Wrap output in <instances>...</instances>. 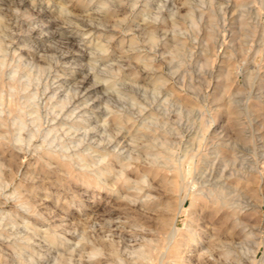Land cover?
Segmentation results:
<instances>
[{
    "label": "rangeland",
    "instance_id": "obj_1",
    "mask_svg": "<svg viewBox=\"0 0 264 264\" xmlns=\"http://www.w3.org/2000/svg\"><path fill=\"white\" fill-rule=\"evenodd\" d=\"M99 1L0 0V264H205L207 249L264 264V0ZM154 25L165 34L152 45ZM155 151L167 167L146 175ZM222 172L244 177L229 183L245 234L219 241L188 199L168 244L181 194L168 181ZM191 223L201 243L173 250Z\"/></svg>",
    "mask_w": 264,
    "mask_h": 264
},
{
    "label": "bare ground",
    "instance_id": "obj_2",
    "mask_svg": "<svg viewBox=\"0 0 264 264\" xmlns=\"http://www.w3.org/2000/svg\"><path fill=\"white\" fill-rule=\"evenodd\" d=\"M81 1V0H80ZM91 1V0H90ZM96 1V0H95ZM62 2V1H61ZM27 3V0H21V4H26ZM99 3V5H100V7H102V8H104V9H106V11H108L109 10V7H111L110 5H109V0H101V1H99L98 2ZM116 4V3H115ZM114 4V5H115ZM94 5V4H93ZM59 6V5H58ZM94 7V6H93ZM137 7V6H136ZM92 9V8H91ZM60 10L62 11V12H66V11H68V8L67 7H65V6H63V5H61L60 6ZM133 10V9H132ZM42 13L44 14V15H51L52 14V11L51 10H49L48 8H44L43 10H42ZM116 13V12H115ZM165 13H166V11H165ZM102 15V14H101ZM92 16V15H91ZM135 16V15H134ZM139 16V15H138ZM83 17V16H82ZM106 17V16H105ZM108 17V16H107ZM106 17V18H107ZM162 17V15L160 16V18ZM71 18H73V17H71ZM159 18V17H158ZM38 19V18H37ZM74 19V18H73ZM79 19V18H78ZM78 19H76V20H78ZM157 19V18H156ZM75 20V21H76ZM79 21H82V20H79ZM89 21V20H88ZM156 21H158V20H156ZM58 22H59V20H58V18H55V20L53 21V25H57L58 26ZM80 23V22H79ZM148 23V22H147ZM158 23H161V21L160 22H158ZM60 24V23H59ZM82 24V23H81ZM155 24V23H154ZM85 25V24H84ZM83 25V26H84ZM88 25V24H87ZM119 25V24H118ZM121 25V24H120ZM42 26V25H41ZM45 26V25H44ZM86 26V25H85ZM105 26V25H104ZM143 26V25H142ZM171 26V25H170ZM92 27V26H91ZM141 27V26H140ZM144 27H145V25H144ZM163 27V26H162ZM50 28H51V26L49 25V26H47V28H44L45 29V31L46 30H50ZM68 28V27H67ZM142 28V27H141ZM148 28V27H147ZM94 29H95V27H94ZM97 29V28H96ZM142 29H144V28H142ZM154 29H155V31H153V32H151L150 34H149V41L152 43V45L153 44H155V43H157V37H158V34H160L161 32L163 33V28L161 29V25L160 26H158V25H154ZM89 30H91V28H88L87 29V31H89ZM147 30V29H146ZM149 30V29H148ZM57 31V30H56ZM55 31V32H56ZM61 31V30H60ZM48 32V31H47ZM145 32V31H144ZM59 33V32H58ZM58 33H55L54 34V36L55 37H57L58 36ZM86 33V32H85ZM60 34V33H59ZM65 34V33H64ZM163 34H165V32L163 33ZM162 34V35H163ZM85 35V34H84ZM140 35V34H139ZM72 36V35H71ZM39 37V36H38ZM52 37V36H51ZM60 37H61V35H60ZM92 37V36H91ZM142 37V36H141ZM105 38V37H104ZM82 40V39H81ZM67 41V40H66ZM84 41V39L82 40V41H80V40H78V39H76L74 36H72L71 37V39H70V46L73 48V49H76L77 51H79V53L81 52V53H83V54H85L86 55V51H83L82 49H81V47H80V45H81V42H83ZM89 41V40H88ZM148 41V40H147ZM62 42V41H61ZM93 44V43H92ZM83 45V44H82ZM81 45V46H82ZM167 46V45H166ZM98 47L101 49V50H103V51H105V48H104V46H102V45H98ZM148 47V46H147ZM174 47V46H173ZM126 48V47H125ZM158 48V47H157ZM57 49V48H56ZM127 49V48H126ZM53 51V50H52ZM68 51V50H67ZM88 51V50H87ZM65 54V53H64ZM114 56V55H113ZM118 57V56H117ZM144 57V56H143ZM138 57V60L139 61H141L144 65H145V67H147L148 65H152V63L151 62H149V60H148V58L147 57ZM173 58H174V56H173ZM92 60V59H91ZM151 60V59H150ZM119 62V61H118ZM151 63V64H150ZM158 63V62H157ZM66 64V63H65ZM77 65V64H76ZM101 65V64H100ZM109 72V71H108ZM160 72V71H159ZM165 75V74H164ZM173 75V74H172ZM129 77V76H128ZM76 79V78H75ZM81 79V78H80ZM160 79H161V77H160ZM88 80H90V77H86V81H88ZM126 80V79H125ZM78 81V80H77ZM107 81V80H106ZM109 81V80H108ZM157 81V80H156ZM162 81V80H161ZM152 82V81H151ZM110 83H112L111 81H110ZM86 83H83L82 84V89L84 90V91H86L87 90V88L88 87H86ZM110 85V84H109ZM112 85V84H111ZM89 86V85H88ZM159 86V85H158ZM111 88V87H110ZM100 89V87L98 86V85H96L95 86V88L93 89V90H90L89 91V94H92V93H97V91ZM145 90V89H144ZM118 91V90H117ZM131 91V90H130ZM89 96V95H88ZM103 96V95H102ZM130 97H132V96H130ZM142 97V96H141ZM164 97V96H163ZM78 98V97H77ZM131 99V98H130ZM132 100H134V99H132ZM90 101V100H89ZM107 103V102H106ZM138 103V102H137ZM155 106V105H154ZM84 107V106H83ZM97 107V106H96ZM136 108H138V107H136ZM135 109V108H134ZM144 110V109H143ZM142 110V111H143ZM94 111V110H93ZM114 111V110H113ZM70 114V113H69ZM145 115V114H144ZM115 116V115H114ZM136 117V116H135ZM151 117V116H150ZM176 117V116H175ZM70 118V117H69ZM176 118H179V117H176ZM82 119V118H81ZM92 120V119H91ZM134 120V119H133ZM141 120V119H140ZM60 121V120H59ZM87 121V120H86ZM115 121L118 123V124H121L122 123V118H121V116H116L115 117ZM87 122H89V120L87 121ZM91 122V121H90ZM93 123V122H92ZM78 125H81V124H78ZM91 125H93V124H91ZM105 125V124H104ZM168 125V124H167ZM174 125V124H173ZM99 127V126H98ZM95 128H96V126H95ZM94 128V129H95ZM97 129V128H96ZM103 129V128H102ZM140 129H142L141 130V132H140ZM140 129H138V131L140 132V134H142L143 136L144 135H147L148 136V133H150L149 131H147L146 130V128H145V126L144 127H141ZM121 130V129H120ZM178 130V129H177ZM179 131V130H178ZM125 132V131H124ZM161 132H162V130H161ZM160 133V132H159ZM164 133V132H163ZM139 134V135H140ZM158 134V133H157ZM143 136H141V137H143ZM149 136H150V134H149ZM155 137V136H154ZM163 137V136H162ZM152 138V137H151ZM104 141V140H103ZM112 142V141H111ZM110 142V143H111ZM84 146V145H83ZM162 146H164V144L162 145ZM121 147V146H120ZM143 147V146H142ZM91 148V147H90ZM115 148V147H114ZM122 148V147H121ZM127 148V147H126ZM136 148V147H135ZM138 148V147H137ZM144 148V147H143ZM143 148H141L142 150H143ZM146 148V147H145ZM150 148V147H149ZM159 148V147H158ZM117 149V148H116ZM116 149H114V150H116ZM123 149V148H122ZM134 150V149H133ZM144 151H145V149H144ZM163 151V150H162ZM87 152V151H86ZM129 152V151H128ZM130 153V152H129ZM155 153H156V151H155ZM154 153V156L156 157L155 158V160L153 161V163L151 162V164L149 165V166H147V168L145 167H143L145 170L146 169H148V170H146L147 171V173H146V175H148V174H150V173H148V172H151V171H153V174H154V172H156V171H154V170H157V169H159V168H161V167H163L164 169L167 167V166H165V165H167L168 163H165L164 161H162V160H164V156L161 154V153H163V152H161V153H156L155 154ZM91 154V153H90ZM106 154V153H105ZM108 154V156H110L111 158H114V159H116L118 162L117 163H120V165L122 166V169H124V168H128L129 169V167H131V165H130V163H126V162H124V158H122L123 156V154L121 153V154H119V152L118 153H115V152H113V151H111L110 153H107ZM106 154V155H107ZM135 154V153H134ZM102 155H103V153H102ZM105 155V156H106ZM84 156V155H83ZM89 157H90V155H89ZM171 157V156H170ZM170 157H167V158H170ZM129 158H131V157H129ZM150 158V157H149ZM84 160H87L86 159V157L84 158ZM90 160V159H89ZM105 160V159H104ZM56 161V160H55ZM88 161V160H87ZM93 162V161H92ZM133 162V161H132ZM167 162H168V160H167ZM89 163H91L90 161H89ZM60 164V163H59ZM103 164V163H102ZM161 164H163V165H161ZM228 164V163H227ZM227 164H225V166H227L228 167V165ZM104 165V164H103ZM89 166V164L87 165V167ZM224 166V167H225ZM104 167L105 168H108L109 167V163H107V166L106 165H104ZM176 167V166H175ZM170 168H171V166H170ZM174 168V167H173ZM87 169V168H86ZM96 169H97V167H96ZM163 169V170H164ZM161 170V169H160ZM160 170H159V172H160ZM162 170V171H163ZM168 170V169H167ZM145 171V172H146ZM161 171V172H162ZM230 171V170H229ZM141 172V171H140ZM160 172V173H161ZM178 172V171H177ZM176 172V174H178ZM97 173V172H96ZM101 173V172H100ZM156 173H158V171L156 172ZM155 173V174H156ZM175 173V172H174ZM173 173V174H174ZM189 174H191L190 172H188ZM157 175V174H156ZM187 175V174H186ZM142 176H144V175H142ZM234 176V177H233ZM100 177V176H99ZM124 177V176H123ZM148 177V176H147ZM173 177H174V175H173ZM143 178H145V177H143ZM175 179H173V180H171V181H168V185H170V187H172L173 189H177V192H179V193H181L180 195H178V197L180 196V198H178L179 199V201H177L178 202V206H176V207H178L177 209H178V212L176 213V211L177 210H173V208L172 209H170V208H168V210H170V212H173V211H175V212H173V213H175V216L174 217H168V219H171V221L170 220H168V221H170V222H168V223H171V227H170V229H167V230H170L168 233L167 232H165V233H167V236H166V239L168 240V244H170L171 242H173V241H175L177 238H175L176 237V233H177V231H178V227H177V224H176V219H177V216H178V214H179V212L181 213V212H183V211H185L186 212V210L188 209V208H186L187 206H186V201L188 200V199H191L192 200V204L190 205L191 206V208H192V206H193V203H194V201H200V203L202 202V204L203 205H201V206H204V209H205V211H206V213H207V215H208V217L207 218H209V222L211 221V223L213 224V231H215V234L214 235H216L217 237V239H219V241L221 240L222 241V238H224V239H229L230 238V240L232 239V240H236V237L238 236V235H240V234H245V233H243L244 231H245V225L246 224H244L245 222H243V220L241 219L243 216V214H244V212H243V210L245 209L244 208V206H242V204H241V202H236L233 198H231L230 197V190L231 189H234L235 191H237L238 193H239V187L238 186H236L235 188L233 187V185L232 184H230L229 183V181H231L233 178H237L238 179V183H240L241 181H242V179H244V177L243 176H241L240 174H237V175H235V174H230L229 176L225 173L224 174V172H222V174L220 175V177L218 178V179H216L213 175H212V173L211 174H208V175H205L201 180H199V178L198 179H193V181L191 182L192 184H187L184 180H180V178H182V177H180L179 178V175H176L175 177H174ZM185 178V177H184ZM240 178V179H239ZM141 179H142V177H141ZM189 179V178H188ZM188 179H186V180H188ZM164 180H166V179H164ZM163 180V181H164ZM180 180V181H179ZM192 180V179H191ZM199 180V181H198ZM125 181V183H128V179H125L124 180ZM143 181V180H142ZM144 182H146V180L144 181ZM188 182V181H187ZM124 183V182H123ZM124 183V184H125ZM164 183H165V181H164ZM165 185L167 186V183H165ZM170 187H168V188H170ZM171 188V190H173ZM150 191V190H149ZM168 191H170V190H168ZM175 191V190H174ZM173 191V192H174ZM177 192H175V193H177ZM170 193H172L171 191H170ZM144 194H145V192H144ZM152 196V195H151ZM147 197V196H146ZM148 197H150L149 195H148ZM147 197V198H148ZM154 196H152V198H153ZM157 199H159V198H157ZM149 200V199H148ZM151 200V199H150ZM153 200V199H152ZM160 200V199H159ZM154 201H155V199H154ZM153 201V202H154ZM166 201H168V200H166ZM151 202V201H150ZM156 202V201H155ZM162 202V201H161ZM152 203V202H151ZM165 203V202H164ZM168 203H172V202H168ZM199 202H198V205L200 204ZM149 204V203H148ZM158 203L156 202V203H154V205H157ZM152 205H153V203H152ZM151 205V206H152ZM149 206V205H148ZM161 205L159 204V208H161L160 207ZM164 206V205H163ZM165 206H167L168 207V205H165ZM141 207V206H140ZM170 207H172V206H170ZM174 207V206H173ZM154 208H156V206L154 207ZM154 208H151V210H153L152 212H154ZM159 208H158V210H159ZM163 208V207H162ZM191 208H189V209H191ZM202 208V207H201ZM149 209V208H148ZM203 209V208H202ZM202 209H201V211H202ZM163 211H165L164 209H162ZM172 210V211H171ZM159 211H161V209L159 210ZM162 211V212H163ZM189 211V210H188ZM204 211V210H203ZM156 212V211H155ZM159 213V212H158ZM165 213V212H164ZM166 213H168V212H166ZM205 213V212H204ZM150 214V213H149ZM160 214V213H159ZM162 214V213H161ZM163 215H165V214H163ZM173 216V215H172ZM158 214H157V218H156V220H158ZM163 217H165V216H163ZM205 217V216H204ZM161 218V217H160ZM159 218V220H162L163 221V223L164 224H167V222H166V218L164 219H160ZM191 218V217H190ZM206 218V219H207ZM193 219V218H192ZM191 221V220H190ZM189 221V222H190ZM159 222H161V221H159ZM210 223V224H211ZM161 224H162V222H161ZM188 224V223H187ZM193 223H191L190 224V226L188 225L186 228L187 229H184V230H187V233L189 232V235H187L188 236V238L186 239L185 237V239L184 240H182V241H180V244L178 243V242H175L174 244H172V245H174L173 246V250H177V249H179L178 248V246L180 245V249L182 250L183 249V247L181 248V246H187V245H190L191 243L192 244H194L195 243V245H199L200 243H201V241H199L198 242V240H200V239H198V233H197V230H198V228H197V230L196 229H194L195 227H193V225H192ZM161 226H163V224L161 225ZM165 227H167L166 225H164ZM164 226L163 227H161V228H164ZM197 226V225H196ZM211 226V225H210ZM211 228H212V226H211ZM200 229V228H199ZM165 230H166V228H165ZM180 230V229H179ZM150 232V231H149ZM211 232V231H210ZM165 233H163V234H165ZM199 234H201L200 232H199ZM179 236V235H178ZM181 236V235H180ZM181 237H183V236H181ZM211 237V236H210ZM241 237V236H240ZM180 238V237H179ZM200 238V237H199ZM239 238V237H238ZM210 239V238H209ZM208 239V240H209ZM157 240V239H156ZM226 240V241H227ZM238 240V239H237ZM176 241H178V240H176ZM161 242V241H160ZM208 242V241H207ZM233 242V241H232ZM166 243H167V241H166ZM229 243V242H228ZM227 243V244H228ZM152 244H153V242H152ZM151 244V241H147V243H146V245H145V247H146V253L149 255V256H152V254L155 252V250H156V248H154L153 247V245ZM222 244H223V242H222ZM172 245H170V248H172L171 246ZM194 245V246H195ZM201 245H203V243L201 244ZM207 245V244H206ZM226 245V244H225ZM142 247H143V245H142ZM156 247H158V246H156ZM196 247V246H195ZM207 247V246H206ZM227 247V246H226ZM185 248V247H184ZM202 248V247H201ZM208 248H209V246H208ZM190 249V248H189ZM181 250H179V251H181ZM220 250V249H219ZM171 251V250H170ZM178 251V252H179ZM201 251V250H200ZM174 252V251H173ZM179 253H181V252H179ZM207 256H206V255ZM213 254H215V253H213ZM212 254V251H211V249L209 250V249H207V251H205V253H204V260H205V264H225V263H219V262H217V260H215L214 258H215V256ZM224 254V253H223ZM144 255V254H143ZM177 255H178V253H177ZM218 255V254H217ZM173 256H175V254L173 255ZM182 256V255H181ZM181 256H180V259H181ZM172 257V256H171ZM177 257H179V256H176L175 258H177ZM165 258V257H164ZM174 258V257H173ZM220 259V258H219ZM175 261H179V260H176L175 259ZM181 263V262H180ZM179 264V263H178Z\"/></svg>",
    "mask_w": 264,
    "mask_h": 264
}]
</instances>
